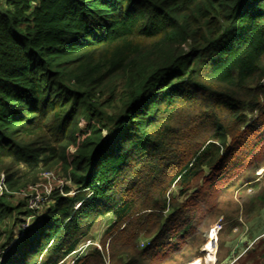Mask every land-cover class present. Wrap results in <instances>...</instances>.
I'll use <instances>...</instances> for the list:
<instances>
[{
    "label": "trees",
    "instance_id": "16d2710c",
    "mask_svg": "<svg viewBox=\"0 0 264 264\" xmlns=\"http://www.w3.org/2000/svg\"><path fill=\"white\" fill-rule=\"evenodd\" d=\"M263 80L264 0H6L0 264L198 257L223 194L264 163ZM51 170L78 195L54 192L15 238L35 212L14 198Z\"/></svg>",
    "mask_w": 264,
    "mask_h": 264
},
{
    "label": "rangeland",
    "instance_id": "374dc122",
    "mask_svg": "<svg viewBox=\"0 0 264 264\" xmlns=\"http://www.w3.org/2000/svg\"><path fill=\"white\" fill-rule=\"evenodd\" d=\"M6 0H0V6L4 5ZM86 122H81L80 127L84 129ZM264 174V163L256 168L253 171V175L248 179V177H243L233 185L232 188L228 189L222 196L219 209L215 213L211 224L206 228L204 236L206 237V242L198 245L197 254L198 257L195 258V253H187L184 261L185 264H256L257 257L253 258L250 256L253 250H257V253H261L264 248V208L257 212V216L253 219H248L247 215L250 213L247 212L245 204L250 201L252 197L258 194L264 188V181L262 176ZM38 183V182H37ZM74 188V187H73ZM70 188H68L69 190ZM79 191L71 194L69 198L78 195ZM60 195V194H59ZM19 198H14V203L21 202L23 203V210H28L26 207V200L24 197L17 194ZM54 200L51 199L47 204L41 205L38 210L34 213V218L32 221L26 220V216H20V220H24L23 223L19 226H15L13 229L14 236L16 238L18 228L25 227L26 224H32L38 226L39 219L45 214V212L52 207ZM77 204V201L74 203V207ZM75 209V208H74ZM29 211V210H28ZM36 217V218H35ZM240 217V218H239ZM250 220V221H249ZM248 221V222H247ZM105 222H98L93 230L94 242H90L97 249L100 250V245L98 242L99 237L102 234V231L105 229ZM213 227H219L220 230L217 232V242L209 243L208 233ZM33 231L30 233L32 234ZM19 237V236H18ZM17 237V238H18ZM6 241L5 233L0 235V262L2 261V255L4 251L1 246ZM226 243L224 247L221 248V243ZM210 245V250L212 256L208 259L205 249ZM86 247V245H85ZM255 247V248H253ZM204 251V252H203ZM75 256V255H74ZM73 257V256H72ZM71 257V258H72ZM70 258V259H71ZM208 259V260H207ZM66 262L64 264H72V262ZM188 261V262H187ZM68 262V263H67ZM181 258L177 259V262L172 264H180ZM108 262L106 261V264ZM109 264V263H108Z\"/></svg>",
    "mask_w": 264,
    "mask_h": 264
},
{
    "label": "built area",
    "instance_id": "2783aa9c",
    "mask_svg": "<svg viewBox=\"0 0 264 264\" xmlns=\"http://www.w3.org/2000/svg\"><path fill=\"white\" fill-rule=\"evenodd\" d=\"M262 83H264V80L262 81ZM69 152L73 153L74 150L70 149ZM66 188H70V189L66 192L65 191ZM4 190H5L4 175L0 174V195ZM54 192H58L61 196L69 198V196H71V194H74V192L76 194L77 190H75V188H73V186L71 185V180L69 177H63L58 170H51L42 173L40 175L38 183H36L35 185L28 186L18 194L25 198L27 209L29 211L35 212L36 210L39 209L41 205L43 206L44 204H47L50 201L51 195ZM80 205H81V201H78L77 204L75 205L77 206V208L74 207L75 210L78 209ZM34 216L33 214H29L28 217L26 218L27 222L32 221ZM29 226L30 224L27 223L26 226L22 228L27 229ZM219 230H220L219 227H213V229L210 230V232L208 233L207 239L209 240L213 232H215L214 236L216 237L217 232ZM90 244L91 243L87 241L85 245L88 246Z\"/></svg>",
    "mask_w": 264,
    "mask_h": 264
},
{
    "label": "bare ground",
    "instance_id": "6f19581e",
    "mask_svg": "<svg viewBox=\"0 0 264 264\" xmlns=\"http://www.w3.org/2000/svg\"><path fill=\"white\" fill-rule=\"evenodd\" d=\"M214 234H215V232H213L212 235L210 236V238H209V240H208L209 243H213V242L216 241L217 236L215 237ZM207 250H208V252H209L208 255H209V254H212V253H211V250H210V245L208 246V248L205 249V253H206V254H207ZM208 255H207V257H208ZM211 257H212V256H209L208 259H210ZM208 259H207V260H208Z\"/></svg>",
    "mask_w": 264,
    "mask_h": 264
}]
</instances>
